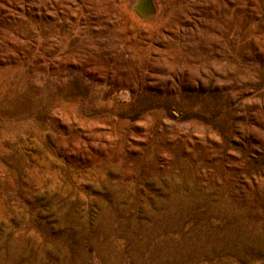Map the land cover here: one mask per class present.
<instances>
[{
	"label": "rangeland",
	"instance_id": "rangeland-1",
	"mask_svg": "<svg viewBox=\"0 0 264 264\" xmlns=\"http://www.w3.org/2000/svg\"><path fill=\"white\" fill-rule=\"evenodd\" d=\"M139 1L0 0V264H264V0Z\"/></svg>",
	"mask_w": 264,
	"mask_h": 264
},
{
	"label": "bare ground",
	"instance_id": "bare-ground-1",
	"mask_svg": "<svg viewBox=\"0 0 264 264\" xmlns=\"http://www.w3.org/2000/svg\"><path fill=\"white\" fill-rule=\"evenodd\" d=\"M152 2H155L153 0H140L138 3V7L135 8V10L144 18L149 19L155 11L154 6L152 5ZM127 6L131 7L132 3L126 4ZM134 7V6H133ZM134 9V8H133ZM157 12V10H156ZM155 13V12H154Z\"/></svg>",
	"mask_w": 264,
	"mask_h": 264
}]
</instances>
